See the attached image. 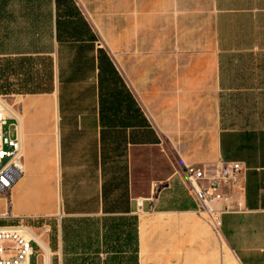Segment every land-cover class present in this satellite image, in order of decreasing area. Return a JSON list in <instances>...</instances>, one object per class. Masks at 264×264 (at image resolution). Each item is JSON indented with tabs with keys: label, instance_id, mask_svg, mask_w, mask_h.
<instances>
[{
	"label": "crops",
	"instance_id": "crops-1",
	"mask_svg": "<svg viewBox=\"0 0 264 264\" xmlns=\"http://www.w3.org/2000/svg\"><path fill=\"white\" fill-rule=\"evenodd\" d=\"M4 5V37L21 23L37 48L0 55L42 54L55 76L7 116L25 173L0 225L52 217L58 264H264V0ZM236 161L247 170L218 229L183 172Z\"/></svg>",
	"mask_w": 264,
	"mask_h": 264
},
{
	"label": "built area",
	"instance_id": "built-area-1",
	"mask_svg": "<svg viewBox=\"0 0 264 264\" xmlns=\"http://www.w3.org/2000/svg\"><path fill=\"white\" fill-rule=\"evenodd\" d=\"M8 105L0 96V196L6 197L25 173L21 141L16 137L12 138L5 131L9 120ZM246 170L247 167L242 162L236 161L221 162L215 172L197 166H188L183 172V177L199 204L200 213L211 218L215 228L220 227L221 213L233 211L228 205L229 189L238 183ZM221 202L224 203V210L218 212L212 208V204ZM0 218L9 219L10 216ZM43 228L46 233L50 231L48 226ZM38 236L24 219L16 225H0V264H32V257L36 253L34 244L39 248L37 256L42 258L43 264H52L51 257L48 259L47 248ZM5 242L12 243L14 247L6 248ZM48 249L50 251V247Z\"/></svg>",
	"mask_w": 264,
	"mask_h": 264
},
{
	"label": "rangeland",
	"instance_id": "rangeland-1",
	"mask_svg": "<svg viewBox=\"0 0 264 264\" xmlns=\"http://www.w3.org/2000/svg\"><path fill=\"white\" fill-rule=\"evenodd\" d=\"M9 25L10 27H8V29L10 28V31L8 32V38L4 37L7 28L3 26L0 27V36L3 39H0V51H21L22 49H27L28 46L31 50L35 47L37 48L35 37L33 38L30 35L22 38L20 37L21 23L17 24L14 22ZM54 76L55 70L52 61L47 60L45 63H42V54L11 53L9 55H0V96H2L9 105H14L15 111L17 112H19L22 103L19 100L24 99L28 95H44V91L52 90L54 87ZM8 114L14 115L11 111L9 112V109ZM11 123L12 121H10L9 125L5 128L10 132L14 130V124L11 125ZM72 224L76 226L73 228V235L79 238L83 229L81 219L79 218V220H76ZM43 226H48L50 229L48 232L49 236L45 241L50 247L52 264H58L54 252L58 246L57 233L59 228H57L56 221L52 220V217L47 216L40 221V224H36L35 231L37 230L36 232L39 236L45 231ZM95 229H93L92 232H94ZM127 237V242L130 244L129 246L132 244L134 249L135 241H133V231L132 237L131 234H127ZM4 245L6 248L14 247L10 242H5ZM34 248L36 253L32 257V264H43L42 258L37 256L40 251L36 244H34ZM97 263V260L89 262V264ZM71 264H84V261L74 258ZM122 264H126V261Z\"/></svg>",
	"mask_w": 264,
	"mask_h": 264
},
{
	"label": "bare ground",
	"instance_id": "bare-ground-1",
	"mask_svg": "<svg viewBox=\"0 0 264 264\" xmlns=\"http://www.w3.org/2000/svg\"><path fill=\"white\" fill-rule=\"evenodd\" d=\"M8 109H9V112L11 111L12 114H14L15 116L17 115V112L15 111V106L14 105H8ZM21 121V120H20ZM22 123V122H21ZM39 240L42 242V244L45 245V247L47 248V251H48V259L50 258L51 256V252L49 251V247L47 246V244H45V242L42 240V237L41 236H38Z\"/></svg>",
	"mask_w": 264,
	"mask_h": 264
},
{
	"label": "trees",
	"instance_id": "trees-1",
	"mask_svg": "<svg viewBox=\"0 0 264 264\" xmlns=\"http://www.w3.org/2000/svg\"><path fill=\"white\" fill-rule=\"evenodd\" d=\"M5 0H0V17H2L8 11V6L4 5ZM48 91V90H47Z\"/></svg>",
	"mask_w": 264,
	"mask_h": 264
}]
</instances>
